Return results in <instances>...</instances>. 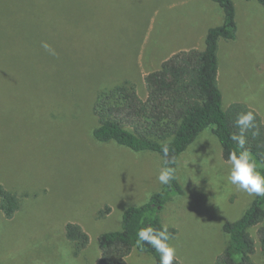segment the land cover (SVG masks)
Returning <instances> with one entry per match:
<instances>
[{"label":"rangeland","instance_id":"obj_1","mask_svg":"<svg viewBox=\"0 0 264 264\" xmlns=\"http://www.w3.org/2000/svg\"><path fill=\"white\" fill-rule=\"evenodd\" d=\"M233 1L237 39L218 51L223 108L245 103L264 121V8ZM223 22L212 0H0V183L23 200L12 219L0 210V264H96L100 235L162 190L164 168L157 153L93 138L98 94L129 81L145 99L147 74L179 51L203 50ZM229 167L212 127L180 156L185 195L161 213L177 230L180 264H215L228 245L224 225L256 198L228 183ZM70 222L90 236L79 255L65 238ZM252 259L264 264L258 241ZM127 263L157 264L138 250Z\"/></svg>","mask_w":264,"mask_h":264},{"label":"trees","instance_id":"obj_2","mask_svg":"<svg viewBox=\"0 0 264 264\" xmlns=\"http://www.w3.org/2000/svg\"><path fill=\"white\" fill-rule=\"evenodd\" d=\"M224 12L222 25L210 28L203 50H182L165 60L160 69L150 72L144 78L147 96L141 98L134 84L126 81L111 89L101 91L94 103L93 114L97 126L93 138L99 143L115 142L134 152L159 154L164 167H175V179L163 185L160 192L141 205L132 206L123 213L121 229L100 235L98 250L100 257L96 264H128L127 257L133 250L152 255L159 264L160 254L150 246L136 245V233L141 227L163 226L161 213L174 196H183L185 191L178 177V160L208 128L222 147V156L228 161L238 146L230 139L238 133L235 120L239 113L249 110L257 113L256 123L259 136L246 133L249 150L258 169L264 172V121L262 116L245 103H233L223 108V93L219 86L220 41H235L238 25L233 0H212ZM264 8V0H256ZM167 143L169 153L162 148ZM176 160V164L166 161ZM22 198L0 183V210L12 219L22 209ZM109 212L110 209H107ZM103 218L104 212L100 213ZM228 235V245L216 259L215 264H257L252 256L259 242L264 251V197H256L243 216L223 227ZM255 230L256 238L252 234ZM170 243L177 230L168 229ZM65 238L73 245L76 255L90 246V236L77 222L65 226ZM173 264H180L178 260Z\"/></svg>","mask_w":264,"mask_h":264},{"label":"clouds","instance_id":"obj_3","mask_svg":"<svg viewBox=\"0 0 264 264\" xmlns=\"http://www.w3.org/2000/svg\"><path fill=\"white\" fill-rule=\"evenodd\" d=\"M42 47L52 55H56L55 50L47 42L42 43ZM257 113L252 110L239 113L235 125L239 129L238 133H232L230 139L238 146V151L229 154L227 163L230 165L227 173V181L235 186L237 191L246 193L249 196L264 197V172L258 169L257 163L252 153L245 148L247 144L246 133L251 132L253 137L259 136V127L256 123ZM165 156L169 153L167 143L162 148ZM166 164H176V160L166 161ZM176 173L175 167H164L159 171L157 180L162 185H169L173 181ZM136 245L143 248L150 246L160 254L159 264H173L178 260L175 247L170 243V234L167 225L159 228L152 226L141 227L136 233Z\"/></svg>","mask_w":264,"mask_h":264}]
</instances>
